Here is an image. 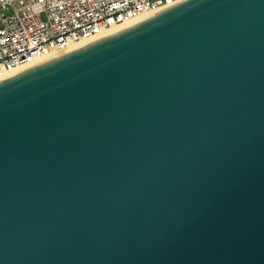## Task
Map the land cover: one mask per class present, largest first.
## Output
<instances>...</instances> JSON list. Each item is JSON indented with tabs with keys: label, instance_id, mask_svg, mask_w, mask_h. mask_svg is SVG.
I'll list each match as a JSON object with an SVG mask.
<instances>
[{
	"label": "water",
	"instance_id": "1",
	"mask_svg": "<svg viewBox=\"0 0 264 264\" xmlns=\"http://www.w3.org/2000/svg\"><path fill=\"white\" fill-rule=\"evenodd\" d=\"M0 264H264V0L0 81Z\"/></svg>",
	"mask_w": 264,
	"mask_h": 264
},
{
	"label": "built area",
	"instance_id": "2",
	"mask_svg": "<svg viewBox=\"0 0 264 264\" xmlns=\"http://www.w3.org/2000/svg\"><path fill=\"white\" fill-rule=\"evenodd\" d=\"M183 1L0 0V78L97 42Z\"/></svg>",
	"mask_w": 264,
	"mask_h": 264
},
{
	"label": "bare ground",
	"instance_id": "3",
	"mask_svg": "<svg viewBox=\"0 0 264 264\" xmlns=\"http://www.w3.org/2000/svg\"><path fill=\"white\" fill-rule=\"evenodd\" d=\"M145 19H147V18H143L142 20H139V21H137L136 23H138V22H140V21H144ZM136 23L131 24V25L126 26V27H125V26L120 27V28H118V29H116V30H113V31L110 32V33H111V35H113V34L119 32V31H122L123 29H126V28H128V27H131V26L135 25ZM74 49H77V48H76V47H73V48H71V51L74 50ZM62 55H64V54H62ZM60 56H61L60 54H58V55H51V56H48L47 58H44L43 60L37 62L36 65H41V64H43V63H47V62H49V61H51V60H54V59H56V58H58V57H60ZM21 72H22V71H21ZM21 72H18V73H21ZM18 73L16 72V73H14V74H12V75H8V76H5V77H3V78H0V81L4 80V78L6 79V78H9V77H13V76L17 75Z\"/></svg>",
	"mask_w": 264,
	"mask_h": 264
}]
</instances>
